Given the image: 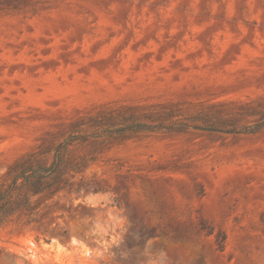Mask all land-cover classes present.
Masks as SVG:
<instances>
[{"label": "rangeland", "instance_id": "obj_1", "mask_svg": "<svg viewBox=\"0 0 264 264\" xmlns=\"http://www.w3.org/2000/svg\"><path fill=\"white\" fill-rule=\"evenodd\" d=\"M64 142L0 264H264V0H0V185Z\"/></svg>", "mask_w": 264, "mask_h": 264}, {"label": "trees", "instance_id": "obj_2", "mask_svg": "<svg viewBox=\"0 0 264 264\" xmlns=\"http://www.w3.org/2000/svg\"><path fill=\"white\" fill-rule=\"evenodd\" d=\"M68 142L60 144L54 151L50 163L22 164L6 173L0 185V226L15 217L33 220L38 214V200L52 197L67 187L64 178L70 169L66 155Z\"/></svg>", "mask_w": 264, "mask_h": 264}]
</instances>
